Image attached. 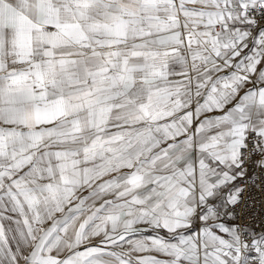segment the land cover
Returning a JSON list of instances; mask_svg holds the SVG:
<instances>
[{
	"label": "snow or ice",
	"instance_id": "snow-or-ice-1",
	"mask_svg": "<svg viewBox=\"0 0 264 264\" xmlns=\"http://www.w3.org/2000/svg\"><path fill=\"white\" fill-rule=\"evenodd\" d=\"M0 264H264V0H0Z\"/></svg>",
	"mask_w": 264,
	"mask_h": 264
}]
</instances>
